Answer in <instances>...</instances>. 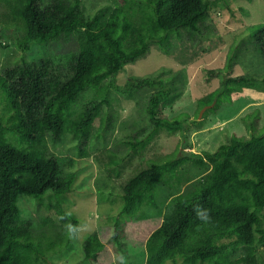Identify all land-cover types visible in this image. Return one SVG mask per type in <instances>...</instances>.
Here are the masks:
<instances>
[{
    "label": "trees",
    "instance_id": "16d2710c",
    "mask_svg": "<svg viewBox=\"0 0 264 264\" xmlns=\"http://www.w3.org/2000/svg\"><path fill=\"white\" fill-rule=\"evenodd\" d=\"M5 1L8 17L0 38L12 33L21 50L29 51L33 44H47L61 36L75 40L70 52L38 60L23 55L18 64L0 74V88L10 112L8 121L0 114V264H50L49 257L68 244V217L77 218L57 199L60 229L35 233L17 203L19 192L40 198L71 189L75 171L66 170L46 152L47 139L56 142L72 132L79 142L85 140L102 106L111 103V88H119L113 76L144 55L152 42L169 52L172 34L179 35L181 29L198 31L210 3L113 0L86 14L81 0ZM253 36L264 48V23L256 26ZM5 46L0 39V48ZM254 84V76H225L219 87L200 98L199 108L221 98L230 100L231 94ZM144 87L152 89L146 112L153 125L144 138L127 141L139 148L159 128L173 131L183 126L179 117L162 115V109L179 95L171 77L158 73L131 76L121 90L131 94ZM87 90L92 95L79 108ZM8 134L26 147L14 145ZM187 161L210 164V169L186 190L173 194L162 208L156 196L159 183L174 178ZM145 204L155 207L156 213L144 211ZM197 205L210 211V223L196 218ZM263 210L264 133L232 134L214 151H180L164 160H151L131 175L123 185L122 203L112 221L86 234L84 258L108 264L113 250L125 251L128 243H138L144 246V264L176 262L178 257L184 264H256L255 253L264 245ZM239 247L246 252L232 262L229 256Z\"/></svg>",
    "mask_w": 264,
    "mask_h": 264
},
{
    "label": "rangeland",
    "instance_id": "374dc122",
    "mask_svg": "<svg viewBox=\"0 0 264 264\" xmlns=\"http://www.w3.org/2000/svg\"><path fill=\"white\" fill-rule=\"evenodd\" d=\"M112 1L81 0V7L86 14H92L99 6ZM208 1L210 8L198 31L190 33L181 29L179 35L172 34L169 52L152 42L144 55L126 63L113 76L119 88H111V103L102 106L85 140L79 142L72 132L56 142L47 139L46 152L64 164L66 170L75 171L71 189L59 196L47 193L40 198L19 192L17 203L22 217L32 222L35 233L60 229L57 199L64 210L77 218L68 217V221L80 229L78 238H69L60 252L49 257L50 264H96L84 258L82 242L86 234L112 221L122 203L125 181L151 160H164L180 151H214L232 134L249 137L251 133H264V48L255 43L253 36L256 26L264 23V0ZM7 17L6 1L0 0V29ZM0 39L6 43L0 48V74L6 67L18 64L23 55L28 60L55 57L70 52L75 43L73 36H61L47 44H33L29 51H23L12 33ZM153 73L165 78L170 76L177 85L179 95L162 109V115L179 117L183 126L173 131L159 128L144 148L138 144L132 147L127 141L134 142L133 137L144 138L153 125L146 112L152 89L144 87L131 94L121 89L131 76ZM228 75L254 76L255 84L246 91L231 94L230 100L221 98L215 104L212 101L199 108L200 98L219 87ZM91 95V90L83 93L79 108ZM9 113L0 88V114L5 121ZM8 137L14 145L26 147L25 142L12 135ZM209 169L210 164L185 162L174 178L159 183L156 196L160 206L164 208L173 194L202 179ZM142 209L149 214L156 213V208L148 204ZM261 220L264 226V210ZM245 252L244 247H239L229 257L236 262ZM255 255L256 264H264V245ZM112 257L108 264H144V246L128 243L125 251L113 250ZM166 264L184 262L178 257L176 262Z\"/></svg>",
    "mask_w": 264,
    "mask_h": 264
},
{
    "label": "clouds",
    "instance_id": "9594fccd",
    "mask_svg": "<svg viewBox=\"0 0 264 264\" xmlns=\"http://www.w3.org/2000/svg\"><path fill=\"white\" fill-rule=\"evenodd\" d=\"M196 218L202 223H210L211 222V214L210 211L202 206H195L194 208ZM67 234L70 239L78 238V234L80 229L72 226L71 224L67 225Z\"/></svg>",
    "mask_w": 264,
    "mask_h": 264
},
{
    "label": "water",
    "instance_id": "95a60500",
    "mask_svg": "<svg viewBox=\"0 0 264 264\" xmlns=\"http://www.w3.org/2000/svg\"><path fill=\"white\" fill-rule=\"evenodd\" d=\"M200 114H201V112H200Z\"/></svg>",
    "mask_w": 264,
    "mask_h": 264
}]
</instances>
